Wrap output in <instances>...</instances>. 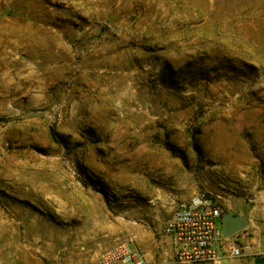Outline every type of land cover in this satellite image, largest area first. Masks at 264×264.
Here are the masks:
<instances>
[{
  "label": "rangeland",
  "instance_id": "374dc122",
  "mask_svg": "<svg viewBox=\"0 0 264 264\" xmlns=\"http://www.w3.org/2000/svg\"><path fill=\"white\" fill-rule=\"evenodd\" d=\"M198 194L264 224V0H0V264H100Z\"/></svg>",
  "mask_w": 264,
  "mask_h": 264
},
{
  "label": "built area",
  "instance_id": "2783aa9c",
  "mask_svg": "<svg viewBox=\"0 0 264 264\" xmlns=\"http://www.w3.org/2000/svg\"><path fill=\"white\" fill-rule=\"evenodd\" d=\"M224 209L218 197L198 194L177 203L164 232L175 243L178 264H221L220 252L229 246L232 258L243 256V249L229 242L222 229ZM100 264H146L142 251L135 244H122L104 253Z\"/></svg>",
  "mask_w": 264,
  "mask_h": 264
},
{
  "label": "crops",
  "instance_id": "0c3cea01",
  "mask_svg": "<svg viewBox=\"0 0 264 264\" xmlns=\"http://www.w3.org/2000/svg\"><path fill=\"white\" fill-rule=\"evenodd\" d=\"M164 229L145 231L137 236L135 245L142 251L146 264H178L174 240L165 234ZM229 242L241 246L243 256L230 257L229 246L226 245L220 252L221 264H264V224L251 222L248 229L230 238Z\"/></svg>",
  "mask_w": 264,
  "mask_h": 264
},
{
  "label": "water",
  "instance_id": "95a60500",
  "mask_svg": "<svg viewBox=\"0 0 264 264\" xmlns=\"http://www.w3.org/2000/svg\"><path fill=\"white\" fill-rule=\"evenodd\" d=\"M251 222L248 218L237 214L233 210L224 212L222 216V229L226 238H232L249 228Z\"/></svg>",
  "mask_w": 264,
  "mask_h": 264
},
{
  "label": "trees",
  "instance_id": "16d2710c",
  "mask_svg": "<svg viewBox=\"0 0 264 264\" xmlns=\"http://www.w3.org/2000/svg\"><path fill=\"white\" fill-rule=\"evenodd\" d=\"M51 139L54 141V143H56L58 146L68 150L70 148V143L68 142V140L62 136L56 127H52L51 128Z\"/></svg>",
  "mask_w": 264,
  "mask_h": 264
}]
</instances>
